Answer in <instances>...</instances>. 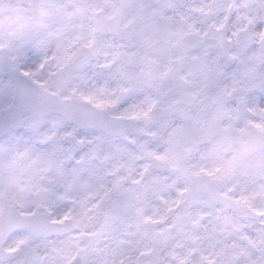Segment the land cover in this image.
Listing matches in <instances>:
<instances>
[{"label":"clouds","instance_id":"1","mask_svg":"<svg viewBox=\"0 0 264 264\" xmlns=\"http://www.w3.org/2000/svg\"><path fill=\"white\" fill-rule=\"evenodd\" d=\"M0 264H264V0H0Z\"/></svg>","mask_w":264,"mask_h":264}]
</instances>
